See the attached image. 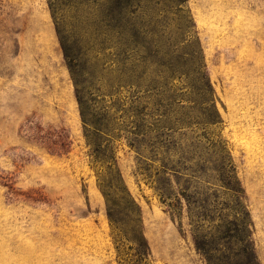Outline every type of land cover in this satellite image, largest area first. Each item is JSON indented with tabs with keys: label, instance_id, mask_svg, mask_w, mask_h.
I'll return each mask as SVG.
<instances>
[{
	"label": "rangeland",
	"instance_id": "obj_1",
	"mask_svg": "<svg viewBox=\"0 0 264 264\" xmlns=\"http://www.w3.org/2000/svg\"><path fill=\"white\" fill-rule=\"evenodd\" d=\"M181 7L177 48L198 52L216 122L201 119L192 75L169 80L166 107L152 90L169 78L159 60L136 56L140 87H116L119 48L100 45L93 0H0V264H207L203 235L219 255L250 247L264 264V0ZM157 8L142 0L139 20ZM178 19L168 13L175 36ZM59 31L92 83L87 111L108 119L101 133L83 123ZM139 128L141 151L130 144ZM159 130L170 146L151 151Z\"/></svg>",
	"mask_w": 264,
	"mask_h": 264
},
{
	"label": "trees",
	"instance_id": "obj_2",
	"mask_svg": "<svg viewBox=\"0 0 264 264\" xmlns=\"http://www.w3.org/2000/svg\"><path fill=\"white\" fill-rule=\"evenodd\" d=\"M100 1L93 0L96 7L98 6L103 13L100 22L95 23L99 34L97 38L101 37V40L96 38V41L100 40V45L103 47V50L112 49L113 46H118L119 48L120 56L118 57V62L121 68L119 71L120 81L117 82L116 87L119 88L123 84L129 89H132L134 84L138 88L140 87V80L145 75V68H141L134 62L136 56L140 58L141 64L144 65L149 60L150 62L159 60L163 67L167 69L169 78L160 89L155 84L152 86V90H156L157 95L167 98L168 104L166 107L170 108L175 100V97L170 93L169 80L176 74L192 75L193 81L190 83V86L192 92L197 97V104L199 105L202 116L201 119L207 123L216 122L217 117L214 105L202 106L212 102L213 87L208 75L203 72L201 65H199L198 52L191 48L188 50L189 53H187L177 48L178 35L183 37L185 27H188L184 22L185 18L182 16L181 7L186 0H156L158 8L155 9V14L157 17L154 16L150 21L144 23L139 20L142 0H106L105 4H100ZM172 10L178 14L179 18L178 31L175 33L177 36L172 32H167L168 25L166 24L168 13ZM60 40L68 68L76 86L77 100L80 105V114L83 123L86 127L88 125L93 126L96 133H101L103 127H108V119L104 117L106 118L105 120H97L87 111V102L84 100V97L86 93H89L88 89H92V83L86 78V70L78 63L79 49L65 43L64 37L62 36ZM166 46L167 48H165ZM143 51L145 52L144 54L142 53ZM165 58H168V60H165L167 63H164ZM195 62L198 63L195 64ZM110 87L114 89V86L111 84ZM138 93L137 90L132 92L133 103L140 100ZM136 110L138 113L137 117L140 120L137 127H144L145 115L143 108H136ZM170 112L167 111V117ZM132 133L134 137L130 140V144L136 147L138 151H141L147 144V131H142L139 128L138 131ZM162 136L163 132L159 130L156 134L155 142L152 143L153 141H151L150 143L151 151L156 149L154 146L157 143L165 144L166 148H169L168 139L161 140ZM174 172L177 173L178 171L174 170ZM162 197L165 201L169 198L164 193H162ZM108 216L112 222L119 221L111 209L108 212ZM195 245L197 251L204 255L207 264H257L250 247L242 248L240 250L241 255L235 256L234 258L219 255V249L214 235L210 237L203 235L195 238Z\"/></svg>",
	"mask_w": 264,
	"mask_h": 264
}]
</instances>
